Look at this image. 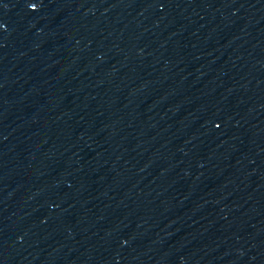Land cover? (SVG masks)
<instances>
[{"label": "water", "instance_id": "95a60500", "mask_svg": "<svg viewBox=\"0 0 264 264\" xmlns=\"http://www.w3.org/2000/svg\"><path fill=\"white\" fill-rule=\"evenodd\" d=\"M38 264H264V0H108Z\"/></svg>", "mask_w": 264, "mask_h": 264}, {"label": "snow or ice", "instance_id": "6c2138e0", "mask_svg": "<svg viewBox=\"0 0 264 264\" xmlns=\"http://www.w3.org/2000/svg\"><path fill=\"white\" fill-rule=\"evenodd\" d=\"M31 6H32V8H33V9H35V7H36V5H35V4H33V5H31Z\"/></svg>", "mask_w": 264, "mask_h": 264}]
</instances>
